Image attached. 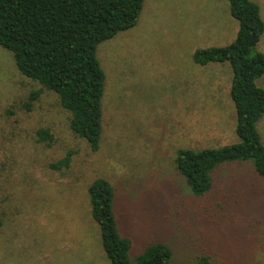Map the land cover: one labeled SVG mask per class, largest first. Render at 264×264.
Wrapping results in <instances>:
<instances>
[{"label": "rangeland", "instance_id": "1", "mask_svg": "<svg viewBox=\"0 0 264 264\" xmlns=\"http://www.w3.org/2000/svg\"><path fill=\"white\" fill-rule=\"evenodd\" d=\"M251 1L264 23V0ZM237 30L228 0H143L136 25L96 49L105 82L95 154L69 129L57 96L23 77L0 47V264H111L86 194L97 177L114 189L131 261L161 242L176 264H264V179L249 164L224 165L195 197L174 164L181 149L238 142L231 68L192 60L228 46ZM255 52L264 54V33ZM256 84L264 90V75ZM40 128L53 136L49 145L36 141ZM256 129L264 146V115ZM70 151L68 169H49Z\"/></svg>", "mask_w": 264, "mask_h": 264}, {"label": "trees", "instance_id": "2", "mask_svg": "<svg viewBox=\"0 0 264 264\" xmlns=\"http://www.w3.org/2000/svg\"><path fill=\"white\" fill-rule=\"evenodd\" d=\"M142 4L143 0H0V47L12 55L23 77L57 96L68 115L69 129L92 154L99 152L102 141L105 82L96 49L133 28ZM228 4L230 16L238 23L234 41L225 47L197 50L192 60L199 66L227 63L231 68L230 99L238 142L217 149L177 151L176 172L195 197L212 189L214 175L224 165L249 164L264 179V146L256 129L264 115V90L256 84L264 75V54L255 52L264 23L251 0H228ZM41 93L31 92L24 109L30 111ZM35 136L40 144L53 141L47 128L38 129ZM72 156L73 152L66 153L49 169H68ZM86 194L91 219L99 228L101 246L111 264H176L171 248L161 242L146 245L131 261V240L117 229L112 185L97 177Z\"/></svg>", "mask_w": 264, "mask_h": 264}]
</instances>
